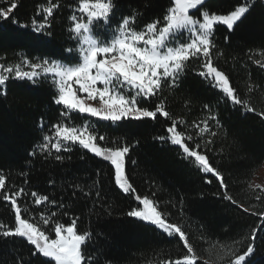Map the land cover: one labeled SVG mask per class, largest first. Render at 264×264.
<instances>
[{
    "label": "trees",
    "instance_id": "obj_1",
    "mask_svg": "<svg viewBox=\"0 0 264 264\" xmlns=\"http://www.w3.org/2000/svg\"><path fill=\"white\" fill-rule=\"evenodd\" d=\"M64 7L56 13V26L52 37L34 34L30 29L18 27L12 20L0 22V63L16 64L20 53L53 57L68 47L66 43L68 5L73 0H62ZM116 20L120 15L134 12L141 24L159 18L168 7V0H117ZM237 3L246 4L250 11L234 29L226 26L214 29L218 50L222 53L217 66L229 73L241 97L250 102L257 114H244L236 106L222 101V94L193 72L186 73L180 88L175 92L165 91L169 97V110L174 118L189 122L200 121L209 113L204 104L212 106L218 116L221 128L215 137L214 153L209 154L214 166L226 169L230 194L249 207L250 211L264 210V192L254 191L248 185L255 172L264 163V120L258 113L264 111V69L254 63L264 51V0H207L206 7L223 14L234 9ZM45 0H18V8L12 19L20 25L30 23L37 15L38 6ZM0 6L7 7L5 0ZM228 40H225V37ZM192 66L198 67L193 61ZM249 87L252 91L249 92ZM5 89H0L3 93ZM50 80H38L35 84L10 79L6 95L0 94V170L9 175V184L25 186L41 194L55 197L69 205V216H79L82 230L93 232L89 251L99 258L100 264H163L168 259L183 255L177 239L170 238L149 223L128 217L126 213L136 206L133 197L123 194L114 182V167L109 161L94 156L78 145L63 163L45 160L42 155H30L35 146L42 142V136L51 134L49 127L56 122V106L52 104ZM77 127L85 123L106 135L110 141L119 139L122 144H131L130 159L126 172L140 193L155 192L161 210L172 214L171 222L180 223L191 237L198 254L208 264H216L220 244L235 246L239 250L241 241L251 229L260 223L255 216L243 213L239 208L219 197V186L211 177H202L194 160L186 158L182 149L170 142L162 143L156 137L166 134L169 123L160 117L156 120L111 122L74 117ZM44 123L42 130L41 123ZM214 124V122H213ZM90 128V130H91ZM180 130H183L181 127ZM194 134V133H193ZM207 139V137H205ZM138 142V143H137ZM108 146H111L110 144ZM136 160V166L131 164ZM101 172L102 195L106 203L97 204L92 210V201H86L79 194L72 197L71 183L87 184L91 187L96 172ZM25 179L28 184L24 185ZM49 180L54 181L49 184ZM35 215L38 209L30 205ZM57 211L56 208L51 209ZM14 216L10 207L0 201V221L11 222ZM34 249L22 238L0 237V264H16L22 255L31 264H48L49 258L42 254L30 255ZM248 264H264V231L255 240L253 254Z\"/></svg>",
    "mask_w": 264,
    "mask_h": 264
},
{
    "label": "snow or ice",
    "instance_id": "obj_2",
    "mask_svg": "<svg viewBox=\"0 0 264 264\" xmlns=\"http://www.w3.org/2000/svg\"><path fill=\"white\" fill-rule=\"evenodd\" d=\"M5 3L7 7L0 6V22L12 20L18 27L41 36L47 34L49 38L56 26V13L64 7L62 0H45L46 6H38L37 15L30 18V23L20 25L18 20L12 19L18 0H5ZM73 3L75 6L68 5L70 14L64 28L69 46L55 58L31 57L22 52L15 65L0 63V89H5L0 94L6 95L10 79L34 84L40 79L51 82L56 122L49 127L51 134L45 133L30 155L40 154L45 160L63 163L71 157L62 153H69L78 145L109 161L114 166L115 185L136 202L126 215L150 223L180 242L184 254L174 260H165L163 264H208L198 254L184 227L171 222L172 214L166 215L161 210L157 194H142L134 186L126 172L133 145L122 144L119 139L110 141L88 123L82 127L74 126L75 116L112 124L162 117L169 122L166 134L155 139L181 148L186 158L194 160L202 177H211L205 179V183L216 181L221 199L260 221L241 241L234 242L244 245L239 250L228 244L219 245L216 264H248L255 240L264 231V210L250 211L249 207L239 203L230 194L226 169L214 166L209 154L214 153L218 132L213 129L222 125L213 114L212 106L204 104L203 109L209 115L189 124L185 119L174 118L165 91L175 92L186 73L193 72L217 89L222 94V101L236 106L244 114H257L250 102L241 97L229 73L217 66L222 53L214 33L218 25L226 26L229 32L234 31L250 8L237 3L234 9L220 14L206 7L207 0H168V7L159 18L141 24L138 15L129 12L120 15L113 26L117 0H73ZM225 40H228L227 36ZM260 55L264 56V51ZM193 61L198 62V67L192 66ZM254 63L264 69V61L257 59ZM25 67L28 70H23ZM248 90L251 92L252 88ZM258 115L264 120V111ZM41 128H44L43 122ZM131 164L136 166L137 161L131 160ZM95 175L91 187L86 183L68 185L72 197L79 194L86 201H92L93 211L97 204L103 210L106 203L100 170ZM9 179V175L0 170V201L10 207L14 216L10 223L0 221V237L24 239L34 249L30 255L42 254L49 258L48 264H100L99 258L89 251L94 234L80 228L78 221L81 218L70 217L62 222L63 217L69 216L68 204L23 185L9 184ZM53 183L49 180V184ZM27 184L25 179L24 185ZM248 187L264 192V186L260 184H249ZM256 200L264 202V197L258 195ZM30 205L40 210L38 217ZM53 208L57 211H52ZM16 264H31V260L25 261L21 255Z\"/></svg>",
    "mask_w": 264,
    "mask_h": 264
},
{
    "label": "rangeland",
    "instance_id": "obj_3",
    "mask_svg": "<svg viewBox=\"0 0 264 264\" xmlns=\"http://www.w3.org/2000/svg\"><path fill=\"white\" fill-rule=\"evenodd\" d=\"M23 70H28V69L25 67ZM250 184H260V185L264 186V163L255 172L253 178L251 179Z\"/></svg>",
    "mask_w": 264,
    "mask_h": 264
}]
</instances>
